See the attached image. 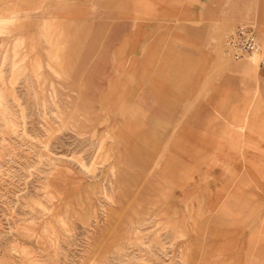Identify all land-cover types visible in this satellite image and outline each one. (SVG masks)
<instances>
[{
	"label": "rangeland",
	"instance_id": "374dc122",
	"mask_svg": "<svg viewBox=\"0 0 264 264\" xmlns=\"http://www.w3.org/2000/svg\"><path fill=\"white\" fill-rule=\"evenodd\" d=\"M176 1L0 0V264H264V0Z\"/></svg>",
	"mask_w": 264,
	"mask_h": 264
},
{
	"label": "built area",
	"instance_id": "2783aa9c",
	"mask_svg": "<svg viewBox=\"0 0 264 264\" xmlns=\"http://www.w3.org/2000/svg\"><path fill=\"white\" fill-rule=\"evenodd\" d=\"M259 49L257 35L251 26H235L225 38L226 55L234 61H241L257 53Z\"/></svg>",
	"mask_w": 264,
	"mask_h": 264
},
{
	"label": "crops",
	"instance_id": "0c3cea01",
	"mask_svg": "<svg viewBox=\"0 0 264 264\" xmlns=\"http://www.w3.org/2000/svg\"><path fill=\"white\" fill-rule=\"evenodd\" d=\"M148 1H152L153 5L158 7L161 11H165L167 9H174L176 11L177 6H178V2L176 0H148ZM159 18L158 20H163L162 17L167 16V14L165 12H162L159 14ZM168 16H170V18H172V20L174 21H181L182 20V16L180 13H170ZM261 59H259V61L253 62V61H249L248 63L245 64L244 66V71L247 73H251L259 78H264V61H262L261 63ZM256 152V151H254ZM257 153V152H256Z\"/></svg>",
	"mask_w": 264,
	"mask_h": 264
}]
</instances>
